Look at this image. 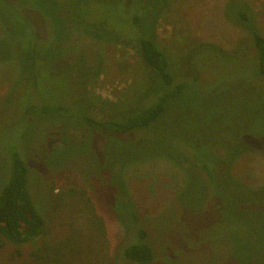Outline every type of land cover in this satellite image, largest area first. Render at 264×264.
<instances>
[{"label":"rangeland","instance_id":"374dc122","mask_svg":"<svg viewBox=\"0 0 264 264\" xmlns=\"http://www.w3.org/2000/svg\"><path fill=\"white\" fill-rule=\"evenodd\" d=\"M19 1L45 16L33 21L47 35L33 83L30 26L21 29L17 15L0 33V191L15 151L46 229L20 253L0 242V264H136L118 259L123 244L138 239L127 212L147 229L149 264H264V197L255 196L264 189V77L248 78L255 49L243 27L251 23L264 37V0ZM18 8L0 0V14L15 18ZM137 13L139 25H131ZM97 23L136 34L155 27L175 76L216 96L200 102L199 87L189 89L171 100L156 129L133 134L87 135L67 112L29 111L66 103L103 118L153 101L161 83L124 40L103 38ZM220 131L227 160L239 156L231 180L213 184L190 153L210 147L208 137Z\"/></svg>","mask_w":264,"mask_h":264},{"label":"trees","instance_id":"16d2710c","mask_svg":"<svg viewBox=\"0 0 264 264\" xmlns=\"http://www.w3.org/2000/svg\"><path fill=\"white\" fill-rule=\"evenodd\" d=\"M3 1L6 6L13 7L19 5V8L17 14H13L15 18L12 16L9 17V14H0V33L3 31L2 29L5 25L4 21H16L17 15L20 17L18 25L21 29L24 30L25 26H30L29 31L32 32V42L29 45V50H31L33 58L29 70V76L34 83L36 82L40 69L43 67L41 60L38 57H35V54L39 52L40 48H42L41 45L44 43L47 32L44 37H40L36 32L33 20L34 17H36V19L40 21L42 20L44 23V21H46L45 16L36 10H32L31 7H26V4L20 3L19 0ZM39 1L42 3V0ZM58 13L61 16L64 14L63 11H59ZM36 14H38V16ZM142 16V13L133 15L129 20L131 25H139ZM28 20L30 22H27ZM96 27L102 33L103 38L109 37L117 40V37H120V39L124 40L125 42L123 45L134 49L140 59L145 63L146 67H148L150 73H152L156 80L161 83L160 91H158L156 95L154 94L155 98H153V101L148 104H142L141 101L137 102L132 110H129L127 113L124 112L121 116H103V118H101L102 115L99 116L93 112V109L91 111L92 114L88 113L90 111L83 112L82 114H75L70 109L71 105L66 103L63 105L50 103L43 104V106L40 104L38 108H35L33 105L28 108L29 111H38L40 109L39 111L49 114L52 118L53 116L58 118L67 112L72 118L74 117L78 121L80 128L83 129V133L87 135L96 130H100L104 132V134L115 135L129 132L130 134H133L138 131V129L147 128L149 129L148 132H152L153 129H156L159 125L158 122H161V118H164L168 109H170L169 104L171 103V100L186 93L189 89L192 91L194 88L198 89L199 87L198 91L201 93H198L197 99H199L200 102H207L216 96V89H214V91H205L201 89L200 86L196 85V80L193 81L176 77L178 75L173 73L165 53L155 41L153 36L155 27L152 28L151 33L143 34H136L135 32L127 33L122 30L118 31L117 29L116 32L111 30L109 26L100 23H97ZM243 27L251 33L254 43L255 56L250 60L251 62H255V70L253 69L248 77L250 78V82L254 83L258 79L264 77V37L260 35L259 31L255 29L251 23L244 25ZM49 29L51 32L55 31V29L51 27ZM42 60L45 65V59L42 58ZM21 61L23 62V60ZM251 88H254V86H251ZM205 92L208 95L205 96L203 94ZM221 135L222 132L220 131L219 133L209 136L208 140L210 143L208 144L210 147H203V149H197L198 147H195L193 148V154L190 153L193 158H198L197 155H202L197 160L194 158V166L197 168L196 171H198L205 180L212 181L213 184L220 181L231 180L229 169L239 156L235 157L234 154L231 161L227 160L228 155L226 157L225 150V144L227 145V143H219L218 140ZM236 135L237 133L230 137L229 141H233ZM182 138L184 139L185 137L182 136ZM222 165H225V170L221 169ZM27 170L28 169L20 155L15 151L12 152L10 176L8 182L0 191V242H8L14 245L17 253H20L19 247L21 245L32 242L35 238L43 234L46 229L45 220L35 207L28 191ZM255 196L258 199H263L264 189L258 190ZM259 204L262 203H257L256 205ZM124 218H128L127 222H129V230H133L131 231L132 233L136 231L138 239L131 243H124L121 252H119L120 257L118 259L132 261L136 264L152 263L154 260L153 248L150 244L145 242L148 237V232L147 229L141 228L139 223L140 216L134 212H127L124 215Z\"/></svg>","mask_w":264,"mask_h":264}]
</instances>
